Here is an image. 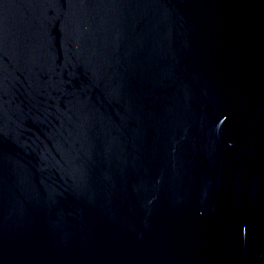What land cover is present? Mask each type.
Instances as JSON below:
<instances>
[{
	"label": "water",
	"instance_id": "95a60500",
	"mask_svg": "<svg viewBox=\"0 0 264 264\" xmlns=\"http://www.w3.org/2000/svg\"><path fill=\"white\" fill-rule=\"evenodd\" d=\"M0 264H264V0H0Z\"/></svg>",
	"mask_w": 264,
	"mask_h": 264
}]
</instances>
